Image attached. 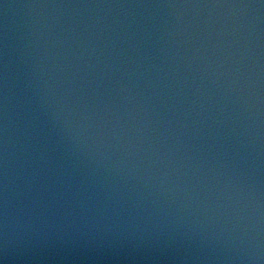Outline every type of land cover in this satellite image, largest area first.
<instances>
[{
	"label": "water",
	"instance_id": "water-1",
	"mask_svg": "<svg viewBox=\"0 0 264 264\" xmlns=\"http://www.w3.org/2000/svg\"><path fill=\"white\" fill-rule=\"evenodd\" d=\"M0 264H264V0H0Z\"/></svg>",
	"mask_w": 264,
	"mask_h": 264
}]
</instances>
